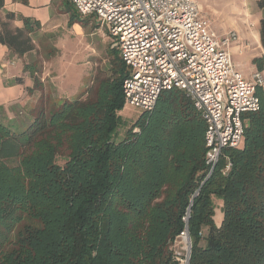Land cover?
<instances>
[{
    "label": "trees",
    "instance_id": "trees-1",
    "mask_svg": "<svg viewBox=\"0 0 264 264\" xmlns=\"http://www.w3.org/2000/svg\"><path fill=\"white\" fill-rule=\"evenodd\" d=\"M256 4L264 50V0ZM0 12V42L17 56L33 50L3 0ZM254 62L261 70L264 56ZM126 74L120 59L87 98L41 94L14 118L0 107V264H170L186 214L189 264H264V89L241 146L223 150L230 170L222 157L206 178L205 125L191 99L164 91L127 127Z\"/></svg>",
    "mask_w": 264,
    "mask_h": 264
},
{
    "label": "built area",
    "instance_id": "built-area-1",
    "mask_svg": "<svg viewBox=\"0 0 264 264\" xmlns=\"http://www.w3.org/2000/svg\"><path fill=\"white\" fill-rule=\"evenodd\" d=\"M83 16H94L119 49L127 74L124 102L152 110L164 91L187 95L205 125L206 178L216 169L226 174V148L241 146L249 113L260 109L264 72L244 76L232 63L234 30L214 34L211 19L197 0H70ZM173 242L170 264H189L192 241L188 215Z\"/></svg>",
    "mask_w": 264,
    "mask_h": 264
},
{
    "label": "crops",
    "instance_id": "crops-1",
    "mask_svg": "<svg viewBox=\"0 0 264 264\" xmlns=\"http://www.w3.org/2000/svg\"><path fill=\"white\" fill-rule=\"evenodd\" d=\"M205 1L207 3L210 0ZM197 2L202 12L211 19L213 31L212 17L215 18V10H210L199 0ZM255 4L256 0H227V7L233 18L227 19L224 32L234 30L239 37L238 44L231 47L232 63L247 77L253 70L258 69L254 59L264 56L259 34L263 13L259 8L258 11L254 8ZM3 10L14 14L9 27L28 28L34 44L33 50L17 56L0 42V107L5 109L9 118L28 114L41 94L59 99L75 98L92 83L94 70L91 66L77 88L69 84L61 85L58 77L61 73L60 49L63 48V34L69 30L81 32L84 25L95 28L94 16L81 15L70 0H3ZM2 15L3 12H0V17ZM51 44L56 54L41 56L35 63L34 54L40 51L41 45L43 47ZM239 50L244 53L239 54ZM235 54L244 59L234 62ZM36 64L42 65V69L38 70L41 79L32 71ZM261 70L264 72V68Z\"/></svg>",
    "mask_w": 264,
    "mask_h": 264
},
{
    "label": "rangeland",
    "instance_id": "rangeland-1",
    "mask_svg": "<svg viewBox=\"0 0 264 264\" xmlns=\"http://www.w3.org/2000/svg\"><path fill=\"white\" fill-rule=\"evenodd\" d=\"M199 2L210 10H215L216 12L215 18L212 17L214 34H221L224 32L228 24L227 19L233 18V15L230 14L227 7V0H210L207 3L205 0H199ZM254 8L258 11L257 4H255ZM91 20L93 21V19ZM93 24L95 25V28H92L90 25H84L81 32L69 30L63 34V48L60 49V55L62 56L61 73L58 77L61 85L69 84L77 88L83 77L89 73L91 66L92 70H94V77L89 87H92L95 85L97 79L110 75L112 65L115 62L120 61L119 49L113 42L111 36L107 33L106 27L97 23L95 19ZM237 44L238 43H236V45ZM49 53L51 55L56 54L52 44L43 45V47L41 45L40 51H36L34 54L35 63L40 60L41 56H47ZM242 53L244 52L239 50V54L242 55ZM243 59L242 56L237 54L233 56L234 62H239ZM37 65L38 64L34 66L36 71H32L36 73L38 77L40 72L38 70L42 69V65ZM263 68L264 66L261 69ZM40 76L41 74L39 75V79H41ZM88 96H90L89 92L86 95H81L80 98L84 99ZM145 113L147 112H144L129 103H124L120 112L121 117L127 123V127H131L140 119H144L143 115ZM25 115L26 114L23 113L19 116ZM214 203V221L218 224L222 218L220 201L214 197Z\"/></svg>",
    "mask_w": 264,
    "mask_h": 264
}]
</instances>
